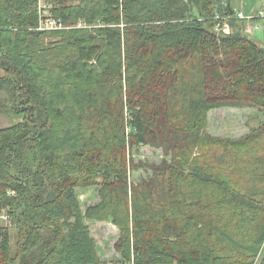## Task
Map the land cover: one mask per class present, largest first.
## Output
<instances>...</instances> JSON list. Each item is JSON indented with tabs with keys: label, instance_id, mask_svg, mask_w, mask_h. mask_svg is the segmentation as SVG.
I'll use <instances>...</instances> for the list:
<instances>
[{
	"label": "trees",
	"instance_id": "obj_1",
	"mask_svg": "<svg viewBox=\"0 0 264 264\" xmlns=\"http://www.w3.org/2000/svg\"><path fill=\"white\" fill-rule=\"evenodd\" d=\"M54 1L69 28L37 29L39 0H0V264H264V156L241 159L264 125L208 130L214 109L264 112L257 17L233 0ZM141 146L164 159L136 161ZM80 186L99 188L85 212ZM85 218L119 227L120 260Z\"/></svg>",
	"mask_w": 264,
	"mask_h": 264
},
{
	"label": "rangeland",
	"instance_id": "obj_2",
	"mask_svg": "<svg viewBox=\"0 0 264 264\" xmlns=\"http://www.w3.org/2000/svg\"><path fill=\"white\" fill-rule=\"evenodd\" d=\"M80 0H74L72 3H78ZM41 4H48L49 7L56 5L54 0H40ZM233 5L237 10L244 11L247 15L256 14L262 15L264 13V0H233ZM71 3V4H72ZM245 15V14H243ZM263 16V15H262ZM256 17V16H255ZM101 23V21H99ZM84 25V21L81 22ZM81 25V26H82ZM80 26V25H79ZM71 27V26H70ZM69 28V27H68ZM225 31H229L230 27L228 23L223 26ZM42 31V30H40ZM247 31L252 35L258 37L262 40L264 45V21H253L247 23ZM5 123L17 122L20 118L14 114H10L8 117L1 118ZM264 125V112L259 111L257 108L245 107V108H235V107H223L214 109L209 113V126L208 130L213 135V137L222 139L238 140L243 139L247 135L251 134L255 129H258ZM264 156V137L261 145H256L255 147L246 153L241 159H250L253 153L257 155ZM134 155L136 161L143 160L148 162L161 163L164 159V154L162 149L155 148L152 146H141L134 150ZM248 163V162H247ZM246 163V164H247ZM241 166H245L244 163H239ZM249 164H247L248 166ZM152 174L150 170H139L132 173V181L138 183L142 179L149 178ZM248 185V184H247ZM260 192L264 191L261 187ZM76 192L80 198V203L82 209H86L88 205H97L101 199L99 195V188L95 186H80L77 187ZM264 196V195H263ZM262 196V197H263ZM7 211H0V227L10 226L11 220L8 216ZM85 221L89 224L91 233L94 236L98 250H100V255L105 260L110 262L116 261V250L115 244L120 237V229L118 226L113 224L111 221H98L95 219L85 218ZM103 222V223H101ZM12 232V242L15 246V237L17 232L15 228H11Z\"/></svg>",
	"mask_w": 264,
	"mask_h": 264
},
{
	"label": "built area",
	"instance_id": "obj_3",
	"mask_svg": "<svg viewBox=\"0 0 264 264\" xmlns=\"http://www.w3.org/2000/svg\"><path fill=\"white\" fill-rule=\"evenodd\" d=\"M39 12H40V24L37 29L42 31H56L68 28L61 19L53 16L51 12V7L48 4H41L39 0ZM240 17L243 16L242 13L239 14ZM82 24L80 23V26Z\"/></svg>",
	"mask_w": 264,
	"mask_h": 264
},
{
	"label": "crops",
	"instance_id": "obj_4",
	"mask_svg": "<svg viewBox=\"0 0 264 264\" xmlns=\"http://www.w3.org/2000/svg\"><path fill=\"white\" fill-rule=\"evenodd\" d=\"M238 11H240V12H242L243 14H245L246 16H250V17H257V19L256 20H259V21H264V13L260 16V15H256V14H250V15H247L244 11H242V10H238ZM255 20V21H256ZM91 205H88L87 206V208L86 209H84L83 211L85 212L89 207H90ZM93 220V219H92ZM87 223H88V221H87ZM101 223H103V222H101ZM88 224H92V222H89ZM99 253H100V250L98 251ZM101 256V255H100ZM102 257V256H101ZM116 257L118 258V259H116V260H120L121 259V256L116 252ZM103 260H105L104 258H102ZM106 261H109V260H106Z\"/></svg>",
	"mask_w": 264,
	"mask_h": 264
}]
</instances>
